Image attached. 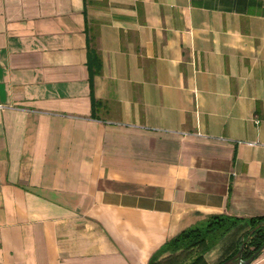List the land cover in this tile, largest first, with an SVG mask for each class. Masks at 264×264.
<instances>
[{"label": "crops", "instance_id": "1", "mask_svg": "<svg viewBox=\"0 0 264 264\" xmlns=\"http://www.w3.org/2000/svg\"><path fill=\"white\" fill-rule=\"evenodd\" d=\"M0 104V264L264 217V0H0Z\"/></svg>", "mask_w": 264, "mask_h": 264}, {"label": "trees", "instance_id": "2", "mask_svg": "<svg viewBox=\"0 0 264 264\" xmlns=\"http://www.w3.org/2000/svg\"><path fill=\"white\" fill-rule=\"evenodd\" d=\"M242 220H244L242 217L229 214L213 216L205 225L185 230L177 237L170 239L152 256L148 264H162L157 260V257L165 253L177 257L170 264H208L207 258H205L206 253L227 233L235 229ZM247 221L250 230H252L257 224L264 221V217L257 216L247 219ZM250 230L244 234L246 246L243 256L245 259L253 257L258 250L264 247V227L256 229L253 234H250ZM241 241L240 239L239 245H241ZM238 250L239 248L231 256ZM180 256H183L185 260L179 259Z\"/></svg>", "mask_w": 264, "mask_h": 264}, {"label": "rangeland", "instance_id": "3", "mask_svg": "<svg viewBox=\"0 0 264 264\" xmlns=\"http://www.w3.org/2000/svg\"><path fill=\"white\" fill-rule=\"evenodd\" d=\"M262 222H264V221H262ZM245 232H247L246 229L243 230L242 233H240V236H242ZM233 236L230 237L229 239H227V241L225 242L226 244H224L223 246H220L219 249H221V252L218 251V252L213 253V256L210 258L208 264H220V263L224 262V254L223 253L226 250V248H228V250H229V248L232 245V243L234 241L238 242L239 239H240V236H236V235L234 237ZM244 238H245V236H244ZM244 238L242 239V237H241V240H242L241 241V245H242V243H244L246 241ZM241 245L238 246L239 249H240ZM221 254H223V255H221ZM227 257L229 258L230 256H227ZM176 259H177V257L175 255H170L168 253L162 254V255L157 257V260H159L162 264H170L172 260H176ZM179 259H182V261L185 260L183 256H180Z\"/></svg>", "mask_w": 264, "mask_h": 264}, {"label": "water", "instance_id": "4", "mask_svg": "<svg viewBox=\"0 0 264 264\" xmlns=\"http://www.w3.org/2000/svg\"><path fill=\"white\" fill-rule=\"evenodd\" d=\"M264 227V222H261L260 224L256 225L254 229L250 230V234H253L256 229ZM244 236H242V239ZM246 246V242L242 243L240 249L230 258H228L226 261L220 263V264H253L255 260L263 253L264 247L260 250H258L253 257L249 259H245L243 256V250Z\"/></svg>", "mask_w": 264, "mask_h": 264}, {"label": "built area", "instance_id": "5", "mask_svg": "<svg viewBox=\"0 0 264 264\" xmlns=\"http://www.w3.org/2000/svg\"><path fill=\"white\" fill-rule=\"evenodd\" d=\"M5 106L3 104H0V108H4ZM264 264V251L263 253L255 260L253 264Z\"/></svg>", "mask_w": 264, "mask_h": 264}]
</instances>
